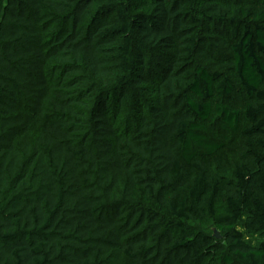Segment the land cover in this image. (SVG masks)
<instances>
[{
  "label": "trees",
  "instance_id": "trees-1",
  "mask_svg": "<svg viewBox=\"0 0 264 264\" xmlns=\"http://www.w3.org/2000/svg\"><path fill=\"white\" fill-rule=\"evenodd\" d=\"M241 222L264 0H0V264H264Z\"/></svg>",
  "mask_w": 264,
  "mask_h": 264
},
{
  "label": "rangeland",
  "instance_id": "rangeland-1",
  "mask_svg": "<svg viewBox=\"0 0 264 264\" xmlns=\"http://www.w3.org/2000/svg\"><path fill=\"white\" fill-rule=\"evenodd\" d=\"M236 146H237V144L234 145L233 147H236ZM194 229L195 230H200V231H205V232H207V233H209V234H211L213 236L215 235V231H218V229L216 228V224H215L214 220H212V219L209 220V221H207L203 225H201V224L194 225ZM239 229L242 230V231H244L246 240H247V242L250 245L257 246L261 242L264 241V238L263 237L258 236V235L257 236H252L248 232H246L244 230L243 222H241V224L239 225ZM220 235H221V233H220ZM221 237H222V235H221Z\"/></svg>",
  "mask_w": 264,
  "mask_h": 264
},
{
  "label": "water",
  "instance_id": "water-1",
  "mask_svg": "<svg viewBox=\"0 0 264 264\" xmlns=\"http://www.w3.org/2000/svg\"><path fill=\"white\" fill-rule=\"evenodd\" d=\"M214 236L218 240H221L222 239V237H221V235H220V233L218 231H215V235Z\"/></svg>",
  "mask_w": 264,
  "mask_h": 264
}]
</instances>
